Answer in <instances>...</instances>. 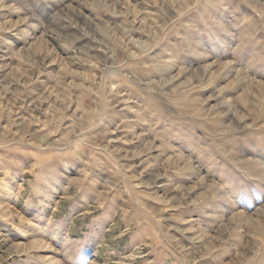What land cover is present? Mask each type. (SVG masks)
<instances>
[{
	"label": "rangeland",
	"instance_id": "374dc122",
	"mask_svg": "<svg viewBox=\"0 0 264 264\" xmlns=\"http://www.w3.org/2000/svg\"><path fill=\"white\" fill-rule=\"evenodd\" d=\"M0 264H264V0H0Z\"/></svg>",
	"mask_w": 264,
	"mask_h": 264
}]
</instances>
